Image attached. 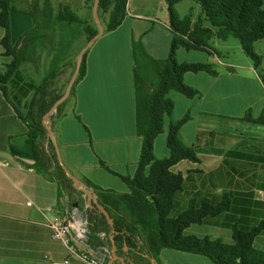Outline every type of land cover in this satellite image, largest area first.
I'll return each instance as SVG.
<instances>
[{"label": "crops", "instance_id": "crops-1", "mask_svg": "<svg viewBox=\"0 0 264 264\" xmlns=\"http://www.w3.org/2000/svg\"><path fill=\"white\" fill-rule=\"evenodd\" d=\"M14 1L25 5L21 11L10 12L11 42L18 45L22 35L35 26L30 14L34 3L45 0ZM48 1L54 9L67 6L80 18H94L90 0ZM102 25L104 34L87 51L85 74L72 96L65 100L62 116L54 120L52 129L61 160L76 178L102 190L126 193L127 187L113 173L133 177L142 148V140L136 134L132 42L140 41L152 59L161 61L169 55L172 32L165 0H128L126 17L118 28L107 32L105 24ZM3 36L4 30L0 29V42ZM262 41L254 44L256 49ZM2 53L0 44V75L9 61ZM209 65L216 76L199 72L186 73L183 77L186 85L198 91V96L187 99L173 92L176 94L171 97L174 109L170 119L166 120L164 135L161 134L164 137L160 139L162 152L159 156H156L158 137L154 142L156 158L163 159L169 154L166 147L169 124L188 115L189 120L180 130V139L182 143L185 141L184 129L191 121L193 106L204 99L218 101L216 98L221 97L230 103L240 101L244 104L243 113L258 105L254 119L259 117L264 105V87L254 66L250 63L242 67L224 64L217 59ZM237 80L239 84L235 83ZM250 83L254 84L256 92L250 90ZM208 114L199 112L201 116ZM200 118V124L193 128L191 141L187 144L195 147L199 162L194 166L187 165L185 173L175 172L176 165L171 169L185 180L183 191L174 198L171 215L175 217L184 211L192 198L219 199L228 194L232 201L230 212L208 217L195 226L225 225L232 231L233 226L241 225L249 230L264 221V126L252 121L242 125V138L237 141L232 138L225 149H220L210 138L215 128L208 119ZM26 132V126L0 92V264H84L68 256L65 247L53 239L48 227V223L64 214L71 207L72 199H80L82 193L74 187L76 193L70 198L71 189L60 190L56 182L27 168L25 162L10 153L9 139L22 137ZM191 175L193 182L188 181ZM111 180L118 188L108 186ZM185 187L188 188L187 195H183ZM242 204L246 205L240 214L244 220L238 224L240 222L230 216ZM189 228L184 232L187 236L219 239L205 233L186 234ZM254 247L264 251V234L255 238ZM172 259L177 262L173 263ZM159 261L160 264H214L203 256L168 249L160 252Z\"/></svg>", "mask_w": 264, "mask_h": 264}, {"label": "trees", "instance_id": "trees-1", "mask_svg": "<svg viewBox=\"0 0 264 264\" xmlns=\"http://www.w3.org/2000/svg\"><path fill=\"white\" fill-rule=\"evenodd\" d=\"M127 1L100 0L98 14L107 32L115 30L123 22ZM165 2L172 32L167 59L154 60L140 41L132 42L136 134L142 140V148L133 177L113 173L128 192L102 190L84 181L94 196L92 208L87 211L90 243H102L101 234L112 237L115 255L122 260L120 264H160L159 254L165 249L203 256L214 264H264V251L254 247L255 238L264 234V221L249 230L233 226L230 244L219 239L184 234L187 228L202 224L208 217L230 212L232 201L228 194L219 199L192 198L184 211L175 217L171 215L174 198L185 186L183 176L171 169L181 161L199 162L194 149L184 145L180 139V130L189 120L188 115L169 124L166 138L168 156L158 159L154 154V142L165 132V121L173 113L174 102L170 95L175 92L187 99L198 96L197 90L185 84L184 75L199 72L217 75L209 64L178 62L180 49L219 56L210 45L211 39L226 41L235 38L245 56L252 61L264 87V72L260 70L262 59L254 50V44L264 40V2L198 0L202 13L196 21L190 15L184 18L177 15L175 7L181 0ZM13 3L14 0H0V29L4 30L0 44L2 57L9 59L0 75V92L26 126L27 132L22 137L9 139L10 153L25 162L27 168L56 182L60 190L71 189V198L76 189L57 160L44 118L65 92L66 88L57 89L59 75L69 66L75 70L74 60L97 34V26L94 18H80L67 6L54 9L48 0L40 4L35 2L30 13L34 28L22 35L18 45H13L10 35ZM93 4L94 0H90L91 7ZM86 55L87 52L70 96L85 74ZM24 66H30V74L38 79L29 76ZM66 101L51 116L52 125L62 116ZM250 121L264 126V105L259 117ZM101 165L105 167L103 163ZM102 210L107 211L113 220V229Z\"/></svg>", "mask_w": 264, "mask_h": 264}, {"label": "rangeland", "instance_id": "rangeland-1", "mask_svg": "<svg viewBox=\"0 0 264 264\" xmlns=\"http://www.w3.org/2000/svg\"><path fill=\"white\" fill-rule=\"evenodd\" d=\"M264 2V0H263ZM13 7L17 11H21L25 8V5L21 2L14 1ZM175 11L178 16H188L190 15L193 20H197L201 16V6L198 2V0H181V2L175 7ZM211 47L216 50L219 53V56L216 57L214 54H209L207 52H200V51H193L190 53L185 52L184 50L180 49L177 53V60L178 62H193L194 63H202V64H211V62L215 59L219 61L220 63L224 64H235L238 66H246V64L250 63L253 66L252 61L245 56L243 53L240 43L235 38H229L227 41H221L216 38H212L210 42ZM255 53L261 57V67L260 70L264 72V41L260 44V46L256 49L254 46ZM77 59V58H76ZM76 61L74 60V63ZM23 69L27 72H29V76H32L34 79L36 78L35 75H31V67L30 66H24ZM23 70V72H24ZM74 71L73 66H69L66 70L62 71V73L58 77V90L60 88L65 89L68 86V82L71 79V73ZM33 72V70H32ZM239 73H242V70H239ZM28 75V73H27ZM258 75V74H257ZM236 84H239V81H235ZM245 87H247V82L244 80ZM242 83H240L241 86ZM250 90L256 92V87L253 83L249 84ZM66 90V89H65ZM64 94V93H62ZM173 95H176L175 93H172L170 97ZM218 101H214L212 99H204L201 101L200 104H195L193 106V113L191 121L189 122L187 128L184 129L187 137L185 138V141L183 142L184 145L187 147V144L190 143V138L192 134V130L195 127H198L200 124L199 117H202L200 119L203 120V118L208 119L209 123L212 124L213 128V135L210 137L216 141V145L218 148L225 149L227 141H231L232 138H234L233 141H237L239 138H242V125L249 124L254 119V113L256 112L258 105H254L252 109L247 110L245 113L244 111V104L242 102H235L230 103L226 101L224 98L221 99V97L216 98ZM180 109H183V107H180ZM199 112H209L208 115H199ZM248 115V116H247ZM250 116V117H249ZM168 120V119H166ZM166 125V121H165ZM240 128V129H239ZM164 135V134H163ZM163 135L158 136V142L156 145V156H159L162 152V142L160 139L164 137ZM195 151V147H192ZM196 156L198 157L196 151ZM179 165V166H178ZM176 165L173 170L175 172H182L185 173V167L187 165L194 166V163L188 162V161H181ZM185 165V166H184ZM112 181V180H111ZM110 185L113 189L118 188L117 184H115L113 181ZM188 181L193 182L194 176L191 175L190 179ZM121 187L125 188L124 185L120 184ZM188 185V182L186 183ZM187 187V186H186ZM185 187V190L183 192V195H187L188 188ZM118 190V189H117ZM246 208L245 204L238 205L236 208V211L232 212V215L230 216L231 219L236 220L237 222H240L238 224L243 223V216H241V212H243V209ZM225 222V221H224ZM261 222V221H260ZM223 223V222H222ZM259 223L255 224L257 226ZM239 228H242L243 230H247L246 227H241V225H237ZM210 236H215L219 238L224 243H231L232 242V231H229L226 229L225 225H215V227L210 225H203V226H190L189 230H187L186 234H203ZM172 262H177L176 260L172 259Z\"/></svg>", "mask_w": 264, "mask_h": 264}, {"label": "built area", "instance_id": "built-area-1", "mask_svg": "<svg viewBox=\"0 0 264 264\" xmlns=\"http://www.w3.org/2000/svg\"><path fill=\"white\" fill-rule=\"evenodd\" d=\"M91 197L81 194L78 206L70 207L64 214L49 222L48 227L53 239L65 247L70 258L84 264H107L115 255L112 237L101 234L102 243L94 247L89 244L90 224L87 211Z\"/></svg>", "mask_w": 264, "mask_h": 264}, {"label": "water", "instance_id": "water-1", "mask_svg": "<svg viewBox=\"0 0 264 264\" xmlns=\"http://www.w3.org/2000/svg\"><path fill=\"white\" fill-rule=\"evenodd\" d=\"M99 2L100 0H94V4H93V17H94V21L96 23L97 26V34L91 38L86 45L82 48V50L79 52L77 59H76V66H75V70L71 76V79L69 81V84L64 92V94L62 95V97L53 105V107L51 108V110L46 114L45 118H44V124L46 126L47 132H48V136L50 138V140L53 143L54 149H55V153L57 156V160L59 162V164L61 165V167L63 168L65 174L67 175V177L71 180L73 187H75L76 189H78V191H80L82 194L87 195L88 197H91V201L93 199V194L92 191L90 189H88V187L86 186L85 183H83L81 180H79L78 178H76L69 170L68 168L64 165V163L61 160L60 157V152H59V147L56 141V137L54 135L53 129H52V124H51V116L54 114V112L57 110V108L65 101L67 100V98L69 97L72 88L78 78L79 72H80V68H81V64H82V60L84 55L86 54V52L88 51L89 48H91L94 43L104 34V27L101 23V20L99 18V14H98V7H99ZM52 171V169L50 170ZM78 198H73L72 199V203H71V207H77L78 206V202H77ZM89 204V208H92V204ZM102 214L105 216L108 224L110 225V227L113 229L114 227V222L113 220L110 218L109 214L107 211L102 210L101 211ZM113 249L115 250V248L113 247ZM122 263V260L114 255V259L109 261L107 264H120Z\"/></svg>", "mask_w": 264, "mask_h": 264}]
</instances>
